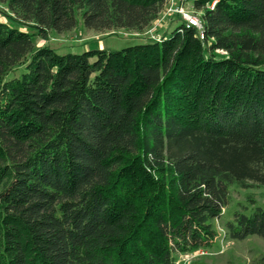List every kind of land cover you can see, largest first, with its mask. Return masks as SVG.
<instances>
[{
    "label": "trees",
    "instance_id": "16d2710c",
    "mask_svg": "<svg viewBox=\"0 0 264 264\" xmlns=\"http://www.w3.org/2000/svg\"><path fill=\"white\" fill-rule=\"evenodd\" d=\"M191 2L203 40L59 55L34 40L143 33L166 0H0V264H176L264 187V0ZM227 230L264 239V209Z\"/></svg>",
    "mask_w": 264,
    "mask_h": 264
},
{
    "label": "rangeland",
    "instance_id": "374dc122",
    "mask_svg": "<svg viewBox=\"0 0 264 264\" xmlns=\"http://www.w3.org/2000/svg\"><path fill=\"white\" fill-rule=\"evenodd\" d=\"M191 6L192 2L187 8L191 10ZM167 8L168 4L165 5L158 20L143 33L125 30L103 33L89 31L84 26L82 14L79 13L76 29L64 34L51 32L47 40L36 38L34 44L36 48L48 46L59 55H80L88 51H121L163 38L169 39L183 23L178 15H166ZM4 14H8V11L5 6L0 5V22L10 24V20ZM24 73L23 68L17 69L6 81L19 79ZM257 209H264V187L253 185L243 189L231 186L228 206L224 209L222 217L212 222L218 234L214 246L190 255L179 256L176 264H260L264 258V239L253 236L244 241H235L229 238L227 230L228 223L233 221L236 213L251 215Z\"/></svg>",
    "mask_w": 264,
    "mask_h": 264
},
{
    "label": "built area",
    "instance_id": "2783aa9c",
    "mask_svg": "<svg viewBox=\"0 0 264 264\" xmlns=\"http://www.w3.org/2000/svg\"><path fill=\"white\" fill-rule=\"evenodd\" d=\"M177 2L178 5L175 3ZM191 3V0H166V4H168L169 8H167L166 15H178L181 17L183 24L186 28H195L198 30L200 39L203 40V27L199 19V15L194 11L193 6H191V10L187 8V5ZM216 6V2H213L210 5V9H214ZM223 53V52H221ZM225 54V53H223Z\"/></svg>",
    "mask_w": 264,
    "mask_h": 264
}]
</instances>
